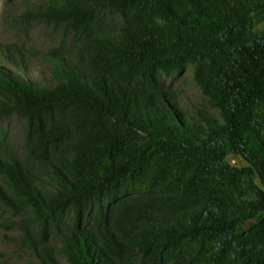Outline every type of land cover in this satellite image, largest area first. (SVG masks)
Masks as SVG:
<instances>
[{
  "label": "trees",
  "instance_id": "obj_1",
  "mask_svg": "<svg viewBox=\"0 0 264 264\" xmlns=\"http://www.w3.org/2000/svg\"><path fill=\"white\" fill-rule=\"evenodd\" d=\"M43 16L74 33L71 56L43 81L0 57V117L28 124L23 158L0 127V200L37 222L39 264H264V0H50ZM188 64L218 118L164 83Z\"/></svg>",
  "mask_w": 264,
  "mask_h": 264
},
{
  "label": "rangeland",
  "instance_id": "obj_2",
  "mask_svg": "<svg viewBox=\"0 0 264 264\" xmlns=\"http://www.w3.org/2000/svg\"><path fill=\"white\" fill-rule=\"evenodd\" d=\"M50 0H0V57L3 65L16 72L15 67L23 55L29 66V75L43 81V74L51 75L50 59L55 55L71 56L69 51L77 45L73 32L58 31L53 23L44 18L43 13ZM112 16V15H109ZM115 17L121 22L120 17ZM260 27L264 25V16L256 19ZM15 49L5 55L7 48ZM21 49L23 53H18ZM73 58V55H72ZM76 58V55H74ZM164 83L170 85L179 96L181 104L192 111L203 110L219 117L220 113L205 95L195 78L194 65L188 64L181 72H174L164 76ZM0 127L7 131L11 148L20 156L25 157L27 121L16 112L0 117ZM230 164L238 167L247 163L238 156L229 157ZM41 185L50 187V179L43 177ZM0 185L8 186L0 174ZM8 192L14 196L11 189ZM74 214L71 213L69 221L72 222ZM39 244L43 241L39 226L31 219V213L23 209H15L0 200V264H39L37 254L30 246V239ZM53 249L59 247L61 242L50 233L47 241ZM60 264H70L67 257L58 254Z\"/></svg>",
  "mask_w": 264,
  "mask_h": 264
}]
</instances>
